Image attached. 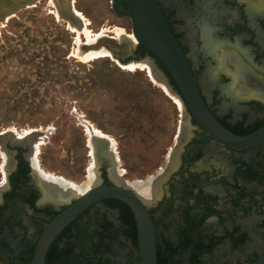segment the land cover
Instances as JSON below:
<instances>
[{
	"label": "flooded vegetation",
	"instance_id": "flooded-vegetation-1",
	"mask_svg": "<svg viewBox=\"0 0 264 264\" xmlns=\"http://www.w3.org/2000/svg\"><path fill=\"white\" fill-rule=\"evenodd\" d=\"M101 1L109 4L120 22L132 24L130 0ZM153 1L183 50L201 97L217 122L237 137L252 136L264 128V95H230L225 90L232 79L224 72L211 80L209 71L218 62L205 45L211 40L217 48L236 50L264 74V0ZM61 5L69 16L71 0H61ZM134 53L154 58L141 45ZM156 62L181 96L171 75ZM177 97L185 112L179 109L173 145L163 155L161 166L143 180L133 181L144 182L160 174L155 198L143 201L135 189H129L152 221L156 264H254L264 257V143L237 147L222 142L196 121L183 97ZM186 126L188 134L183 137ZM5 148L11 160L3 164L7 166L5 176L0 166V264H33L47 226L82 196L52 202L32 165L29 141L8 138ZM87 148L92 158L88 142ZM107 148L106 143L99 150V181L94 187L119 185L111 172L115 163L105 153ZM88 170L80 182L53 175L81 185ZM45 264H142L135 211L117 198L92 204L52 241Z\"/></svg>",
	"mask_w": 264,
	"mask_h": 264
},
{
	"label": "rangeland",
	"instance_id": "rangeland-1",
	"mask_svg": "<svg viewBox=\"0 0 264 264\" xmlns=\"http://www.w3.org/2000/svg\"><path fill=\"white\" fill-rule=\"evenodd\" d=\"M39 1L0 20V133L11 131L0 136L4 176L3 164L11 160L5 142L21 136V143L31 139L32 165L35 156L44 173L82 181L85 169L89 175L99 167L89 144L93 128L112 141L113 151L108 147L105 153L119 165L122 179L143 180L173 145L179 109L185 112L182 101L148 66L137 64L147 62L145 55L133 52L122 62L113 53L85 59L90 43H137L132 24L120 22L109 4L72 0L71 13L81 17L74 22L53 0ZM182 126L183 121L180 131Z\"/></svg>",
	"mask_w": 264,
	"mask_h": 264
},
{
	"label": "water",
	"instance_id": "water-1",
	"mask_svg": "<svg viewBox=\"0 0 264 264\" xmlns=\"http://www.w3.org/2000/svg\"><path fill=\"white\" fill-rule=\"evenodd\" d=\"M31 0H0V20L5 21ZM65 13H67V9ZM128 17L132 20L133 35L137 43L129 44V51L124 56L116 54L122 62L132 55L138 46L153 54L147 56L163 81L179 97H183L189 112L196 121L215 138L237 147H253L264 143V128L248 137H237L225 130L213 117L205 105L198 90L193 72L187 58L167 24L162 12L153 0H130ZM158 60L171 75L180 93L170 85L166 73L159 67ZM105 198H117L127 202L135 211L139 226V244L142 264H156L154 227L145 207L139 199L121 185L97 186L79 197L78 200L60 213L46 228L37 248L33 264H45V256L52 241L79 214L92 204ZM254 264H264V257Z\"/></svg>",
	"mask_w": 264,
	"mask_h": 264
},
{
	"label": "bare ground",
	"instance_id": "bare-ground-1",
	"mask_svg": "<svg viewBox=\"0 0 264 264\" xmlns=\"http://www.w3.org/2000/svg\"><path fill=\"white\" fill-rule=\"evenodd\" d=\"M37 1L38 0H31L27 2V5L35 3ZM53 2L55 3V5L59 6L61 11L64 13V15L68 17L69 19H71L72 21L75 22L77 21L76 19L81 18L78 16L79 13L78 14L75 13V16L71 13L70 6H69V16H68L65 13V9H64L65 7L61 5V0H53ZM87 41L88 43L92 41L91 37H89L88 35H87ZM130 43L131 41L129 39H123V40L121 39L119 42L112 41L108 47L104 46V44L95 45L93 43H90L92 44V46L89 48L90 50L86 53L85 59L97 58L103 55H111L112 53L115 57H117L116 54L119 56H124L129 51ZM205 45H206V48L209 50V52L213 55L214 59L218 62V65H216L217 67L209 71V77L211 80L214 81V79L217 78L220 72H224L228 76H230L232 79V82L225 90L230 95H233L236 97H243L246 95L252 96V94L264 95V74L259 73L258 70L253 68L250 65V63L247 61V59L240 52L236 50H229L227 48H221V49L217 48L215 47V44H213L211 40L206 41ZM137 64L140 66H148L149 67L148 69L152 70L155 73V75L157 74L160 77L158 72L154 69V67L149 61L138 62ZM125 65L130 66V67H136V63H129ZM187 131H188V127L186 126L184 134H182L183 137H186V135L188 134ZM107 137L108 136H105L100 130H96L93 128L92 130H90L89 144L92 148L93 155H96V150L99 144H101L100 146L103 147L107 143L108 147L113 151V143ZM15 139L16 141H23V137L21 136H16ZM25 140L30 141L31 139L26 138ZM37 142H35L34 143L35 145L33 146L34 148L33 150H35V152H37L38 150L37 148H40L38 147ZM101 147H99V149L97 150L98 153H97V157L95 158H99L98 154H99V150L101 149ZM32 160H33L34 170L37 172L42 182L44 183V185L42 184L44 187L43 188L44 193H46L47 198L51 199L52 202L54 201L57 204L65 200H70L72 196L78 197V195L80 196L84 195L85 193L88 192L89 188L94 187L99 181V177L97 174V165L88 175L86 182L78 186L72 183H66L65 181H63L64 180L63 178H62L63 180L57 179L55 177H52L44 173L39 168V164H37L39 162H37L35 156H34V159ZM111 172H112L114 179H116L119 185L125 188H128V189H135L139 193V197L143 201L151 202L155 198L157 194V190L161 182L160 175L157 178H151L144 182H128V181H124L121 178L120 172L118 169L116 168L112 169Z\"/></svg>",
	"mask_w": 264,
	"mask_h": 264
}]
</instances>
